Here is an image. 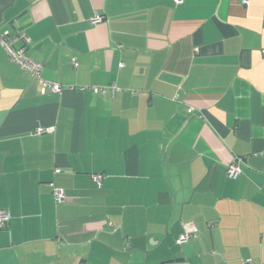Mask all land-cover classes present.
<instances>
[{"label": "crops", "instance_id": "obj_1", "mask_svg": "<svg viewBox=\"0 0 264 264\" xmlns=\"http://www.w3.org/2000/svg\"><path fill=\"white\" fill-rule=\"evenodd\" d=\"M0 32L62 86L0 45V264H264V0H0Z\"/></svg>", "mask_w": 264, "mask_h": 264}, {"label": "built area", "instance_id": "obj_2", "mask_svg": "<svg viewBox=\"0 0 264 264\" xmlns=\"http://www.w3.org/2000/svg\"><path fill=\"white\" fill-rule=\"evenodd\" d=\"M177 4H183L184 0H175ZM103 21V17L96 16L93 20L94 23H99ZM21 41L22 46L15 47V42ZM30 43V37L26 32H20L14 37H10L7 32H0V45L7 51L11 61L16 63L23 72L28 74L33 80H37L43 83L44 90L47 88H50L53 92H60L62 91V86L58 83H53L50 81H46L42 78V69L43 65L34 59H32L27 54V46ZM91 89L94 92L106 94L108 91L112 96H115L117 92H119L121 89L116 85L112 84L108 87H82L81 90ZM45 131L43 128H39L37 130L38 133H41ZM242 170L240 167V159H233V161L230 163L228 167V175L231 178H237L241 174ZM93 179L101 185L103 175L96 174L93 176ZM55 198L58 202H64L66 200V196L64 194V191L59 188H55ZM10 221V213L6 210H0V227H3L5 224H7ZM196 237L195 233L186 232L183 233L179 239V244L187 243L189 240ZM163 264H190L187 261H166ZM246 264H252L250 262H247Z\"/></svg>", "mask_w": 264, "mask_h": 264}, {"label": "trees", "instance_id": "obj_3", "mask_svg": "<svg viewBox=\"0 0 264 264\" xmlns=\"http://www.w3.org/2000/svg\"><path fill=\"white\" fill-rule=\"evenodd\" d=\"M14 45H15V44H14ZM22 45H23V44H22ZM22 45H21V46H22ZM15 47H16V46H15ZM27 47H28V46H27ZM27 47H26V48H27Z\"/></svg>", "mask_w": 264, "mask_h": 264}]
</instances>
